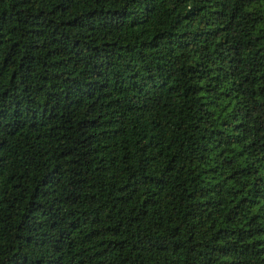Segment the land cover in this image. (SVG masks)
<instances>
[{"label": "trees", "instance_id": "obj_1", "mask_svg": "<svg viewBox=\"0 0 264 264\" xmlns=\"http://www.w3.org/2000/svg\"><path fill=\"white\" fill-rule=\"evenodd\" d=\"M0 264H264V0H0Z\"/></svg>", "mask_w": 264, "mask_h": 264}]
</instances>
